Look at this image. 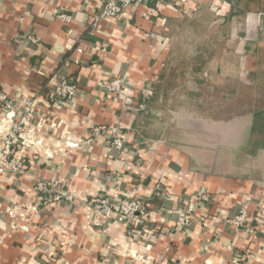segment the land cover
Instances as JSON below:
<instances>
[{
  "label": "crops",
  "instance_id": "obj_1",
  "mask_svg": "<svg viewBox=\"0 0 264 264\" xmlns=\"http://www.w3.org/2000/svg\"><path fill=\"white\" fill-rule=\"evenodd\" d=\"M102 2L0 0V140L13 124L3 97L35 105L12 147L24 172L0 183V264H264V0H145L93 27ZM191 34L210 44L189 50L202 52L184 61L186 95L218 84L226 114L182 127L175 108L174 125L157 124L168 71L187 53L179 39ZM115 77L126 82L122 95L106 88ZM64 80L77 85L73 101L56 95ZM94 127L123 135L125 147L95 138ZM47 178L69 195L34 211L35 182ZM93 197L142 199L152 216L138 227L101 225L86 203ZM182 208L193 218L180 228ZM242 209L252 232L231 222Z\"/></svg>",
  "mask_w": 264,
  "mask_h": 264
},
{
  "label": "built area",
  "instance_id": "obj_2",
  "mask_svg": "<svg viewBox=\"0 0 264 264\" xmlns=\"http://www.w3.org/2000/svg\"><path fill=\"white\" fill-rule=\"evenodd\" d=\"M144 1L145 0H103L99 9L92 15V26L97 27L103 20L125 17L131 6L140 5ZM60 18L66 19L67 21L71 19L68 14H62ZM29 41L38 44V40L34 37H29ZM83 52L84 49L78 47L76 51L77 58L81 57ZM126 87V82L122 77H115L106 82L107 90L117 95L124 94ZM77 90V85L64 80L60 84L56 95L65 100L73 101L77 96ZM148 94H152L151 87L146 89V95ZM15 102L18 101L9 99L6 96L2 99L1 109L3 113L10 117V122L13 124L10 130L3 134L0 140L2 149L0 155V183H2L8 171L22 173L25 169L21 161L12 156V147L18 142L19 132L30 123L31 118L34 116L35 105L33 99L30 97H23V99L19 101L21 106L19 103ZM17 107L19 108L18 110H20L19 113L21 111H23V113L18 117L19 119L16 122L13 117L10 116V112L15 108L17 109ZM102 134L107 138H112L113 146L118 151H121L125 147L127 140L123 135H118L116 132L114 133L111 131L104 132L103 127L93 128L92 136L96 138L100 137ZM68 195L69 192L66 189V184L62 180L57 178L38 179L33 188V210L37 212H49ZM209 198L210 195L208 193H204L200 197L203 201H208ZM86 203L95 216H100L102 218L101 225L118 222L138 227L142 221L152 216L148 203L138 198H124L117 203H113L107 198L93 197L86 199ZM176 212L178 214L177 225L180 228L188 226L193 218V211L189 208H182L177 209ZM231 222L237 228H243L246 231L248 230V232H252L253 230V227L249 225V215L245 209L240 210V212L231 219Z\"/></svg>",
  "mask_w": 264,
  "mask_h": 264
},
{
  "label": "rangeland",
  "instance_id": "obj_3",
  "mask_svg": "<svg viewBox=\"0 0 264 264\" xmlns=\"http://www.w3.org/2000/svg\"><path fill=\"white\" fill-rule=\"evenodd\" d=\"M190 29V27H188ZM205 33V31H203ZM179 44H183L187 48V53L183 52L184 50H180L177 54V58L179 62L181 61L183 65L178 64L176 69H170L168 72V80L166 85H164L165 89L163 91L167 90L166 92H170V96L168 95L165 97L163 102H159L160 106L163 108V111L159 113V116H157V124L160 123V121L168 123V125H174L175 124V118L178 119V125L185 126L189 121H193L195 119L201 120L202 118H222L223 115L226 113L224 112V105L226 102V98L224 96L222 97V89L219 90V85L216 84L215 91H210L209 86L204 85V93L200 95V98L192 97V99L189 98L187 94V91L189 92L192 84L186 79V77L189 76V72L191 71L190 64L191 61L184 62L185 60L190 59L193 57V61H195L194 58L195 55L199 54V52L202 51H194L192 50L189 52L190 49H201L202 46L209 45L210 39L209 37L205 36V34H201L199 36H192L187 35L183 36L181 39H179ZM216 46L221 47V43H216ZM204 55V54H203ZM186 56V57H185ZM207 56L201 57L202 60L206 59ZM192 65V64H191ZM185 72V73H184ZM176 74H180L176 75ZM178 76V77H176ZM182 78V79H181ZM183 78L185 80H183ZM209 88V89H208ZM175 90H177V93H173ZM173 91V92H172ZM195 110L191 111L190 106H196ZM177 108V111L175 110ZM165 110V111H164ZM177 113H183L182 116L178 115L175 117L173 114L174 112ZM183 111V112H182ZM165 123V124H167ZM171 123V124H170Z\"/></svg>",
  "mask_w": 264,
  "mask_h": 264
},
{
  "label": "trees",
  "instance_id": "obj_4",
  "mask_svg": "<svg viewBox=\"0 0 264 264\" xmlns=\"http://www.w3.org/2000/svg\"><path fill=\"white\" fill-rule=\"evenodd\" d=\"M232 4H234L235 5V3L237 2V1H239V0H229Z\"/></svg>",
  "mask_w": 264,
  "mask_h": 264
}]
</instances>
